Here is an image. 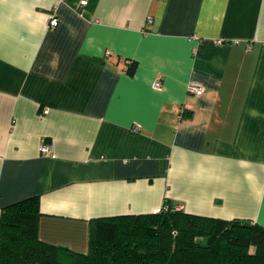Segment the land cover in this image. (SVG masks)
I'll use <instances>...</instances> for the list:
<instances>
[{"label": "crops", "instance_id": "1", "mask_svg": "<svg viewBox=\"0 0 264 264\" xmlns=\"http://www.w3.org/2000/svg\"><path fill=\"white\" fill-rule=\"evenodd\" d=\"M33 195L77 251L168 205L264 226V0H0V213Z\"/></svg>", "mask_w": 264, "mask_h": 264}, {"label": "trees", "instance_id": "2", "mask_svg": "<svg viewBox=\"0 0 264 264\" xmlns=\"http://www.w3.org/2000/svg\"><path fill=\"white\" fill-rule=\"evenodd\" d=\"M39 213L37 195L2 207L0 264H264V226L246 219L199 215L171 205L95 217L87 250L77 251L41 240Z\"/></svg>", "mask_w": 264, "mask_h": 264}, {"label": "built area", "instance_id": "3", "mask_svg": "<svg viewBox=\"0 0 264 264\" xmlns=\"http://www.w3.org/2000/svg\"><path fill=\"white\" fill-rule=\"evenodd\" d=\"M80 3L81 4H85L86 0H80ZM147 20H151V17H148ZM48 23H49L50 26H54L57 23V17L54 14H52L49 17ZM219 41H220V39H219ZM153 86L158 88L160 86V81L158 79L155 80L153 82ZM187 90L191 91V92H194L195 94H200L203 91V86H202V84L200 82H197L195 80H190L187 83ZM40 148H41L42 151H46L49 148V145L46 144V143H42L40 145Z\"/></svg>", "mask_w": 264, "mask_h": 264}, {"label": "water", "instance_id": "4", "mask_svg": "<svg viewBox=\"0 0 264 264\" xmlns=\"http://www.w3.org/2000/svg\"><path fill=\"white\" fill-rule=\"evenodd\" d=\"M171 258H172V256H171ZM171 258H170V259H171ZM170 264H172V261H170Z\"/></svg>", "mask_w": 264, "mask_h": 264}]
</instances>
